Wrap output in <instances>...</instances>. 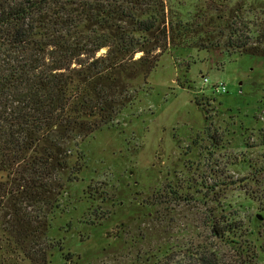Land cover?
<instances>
[{"label": "rangeland", "instance_id": "1", "mask_svg": "<svg viewBox=\"0 0 264 264\" xmlns=\"http://www.w3.org/2000/svg\"><path fill=\"white\" fill-rule=\"evenodd\" d=\"M220 1L210 37L193 38L223 46L154 50L132 101L79 142L82 169L62 176L49 216V264H182L203 251L219 264H264V56L224 46L264 30V0ZM206 2L165 0V12L189 23Z\"/></svg>", "mask_w": 264, "mask_h": 264}, {"label": "trees", "instance_id": "2", "mask_svg": "<svg viewBox=\"0 0 264 264\" xmlns=\"http://www.w3.org/2000/svg\"><path fill=\"white\" fill-rule=\"evenodd\" d=\"M217 4L207 0L188 23L177 12L167 17L165 0H0V264H49V216L62 176L73 180L82 169L79 142L132 101L131 82L155 67L154 50L223 46L222 38H193L210 37ZM224 46L263 57L264 30ZM182 264H219L218 254Z\"/></svg>", "mask_w": 264, "mask_h": 264}, {"label": "built area", "instance_id": "3", "mask_svg": "<svg viewBox=\"0 0 264 264\" xmlns=\"http://www.w3.org/2000/svg\"><path fill=\"white\" fill-rule=\"evenodd\" d=\"M215 90L218 91V92H224L225 91V86L224 85L216 86Z\"/></svg>", "mask_w": 264, "mask_h": 264}]
</instances>
